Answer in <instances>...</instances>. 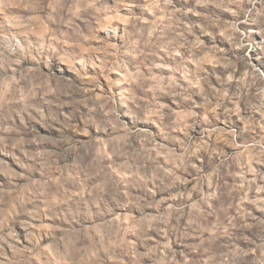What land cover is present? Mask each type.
Wrapping results in <instances>:
<instances>
[{"label":"clouds","instance_id":"obj_1","mask_svg":"<svg viewBox=\"0 0 264 264\" xmlns=\"http://www.w3.org/2000/svg\"><path fill=\"white\" fill-rule=\"evenodd\" d=\"M253 31L264 0H0V264H264Z\"/></svg>","mask_w":264,"mask_h":264},{"label":"rangeland","instance_id":"obj_2","mask_svg":"<svg viewBox=\"0 0 264 264\" xmlns=\"http://www.w3.org/2000/svg\"><path fill=\"white\" fill-rule=\"evenodd\" d=\"M250 42L253 44V46L255 47V45H258L262 42V40H264V33H258L257 31H253L252 34L249 37ZM252 63L257 64V66H259V63L256 59V52L254 51L252 53ZM9 164L11 163V161H7Z\"/></svg>","mask_w":264,"mask_h":264}]
</instances>
